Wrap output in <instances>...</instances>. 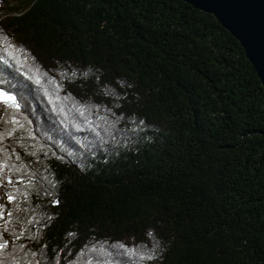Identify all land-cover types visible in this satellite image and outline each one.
<instances>
[{
	"label": "trees",
	"instance_id": "16d2710c",
	"mask_svg": "<svg viewBox=\"0 0 264 264\" xmlns=\"http://www.w3.org/2000/svg\"><path fill=\"white\" fill-rule=\"evenodd\" d=\"M0 90L3 264H264L263 89L214 15L0 0Z\"/></svg>",
	"mask_w": 264,
	"mask_h": 264
},
{
	"label": "water",
	"instance_id": "95a60500",
	"mask_svg": "<svg viewBox=\"0 0 264 264\" xmlns=\"http://www.w3.org/2000/svg\"><path fill=\"white\" fill-rule=\"evenodd\" d=\"M208 12L243 46L262 85L264 106V0H184ZM264 133V127L260 130Z\"/></svg>",
	"mask_w": 264,
	"mask_h": 264
},
{
	"label": "snow or ice",
	"instance_id": "6c2138e0",
	"mask_svg": "<svg viewBox=\"0 0 264 264\" xmlns=\"http://www.w3.org/2000/svg\"><path fill=\"white\" fill-rule=\"evenodd\" d=\"M0 100L7 102L10 107L17 108V109L20 107V105L18 103H16V97L8 95L3 90H0ZM8 198H9V200L14 199V197L11 195H9ZM55 203H59V201H55ZM0 207H2V206H0ZM2 215H3V213L0 212V216H2ZM9 215H11V213H9ZM6 246H7V241L0 242V249H4ZM149 258L151 259V257H149ZM0 264H3V262L0 261Z\"/></svg>",
	"mask_w": 264,
	"mask_h": 264
}]
</instances>
